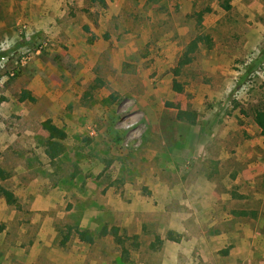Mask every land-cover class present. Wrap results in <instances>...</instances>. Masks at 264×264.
<instances>
[{
    "label": "rangeland",
    "instance_id": "obj_1",
    "mask_svg": "<svg viewBox=\"0 0 264 264\" xmlns=\"http://www.w3.org/2000/svg\"><path fill=\"white\" fill-rule=\"evenodd\" d=\"M178 1L56 0L58 28L45 32L20 18L19 0H0V136L17 132L28 143L16 155L0 149L10 173L0 184L18 199L0 196V264H162L172 247L154 249L150 235L141 244L125 238L127 255L97 232L93 243L74 230L61 243L68 227L83 230L86 182H128L144 194L160 182L183 192V184L248 169L249 195L264 192V135L254 120L264 108V0L248 10L240 6L247 0H229L226 12L218 0L215 8L198 0L187 14ZM197 35L211 42L198 41L179 66ZM25 90L35 101H19ZM178 108L196 111V122L177 119ZM46 119L67 132L54 162L44 152Z\"/></svg>",
    "mask_w": 264,
    "mask_h": 264
},
{
    "label": "crops",
    "instance_id": "obj_2",
    "mask_svg": "<svg viewBox=\"0 0 264 264\" xmlns=\"http://www.w3.org/2000/svg\"><path fill=\"white\" fill-rule=\"evenodd\" d=\"M209 1L211 8H215L217 0ZM57 2L19 0L20 18L45 32H53L58 28ZM178 2L181 4L180 11L187 14L194 9L198 0ZM106 3L109 6L112 4L111 0H106ZM230 5L233 8L234 3L230 1ZM240 6L248 10L254 4L247 0ZM51 11L54 13L48 16ZM261 12L264 14V10ZM213 13L214 10H211L208 15ZM217 20L214 18L210 26L218 27ZM202 23L204 25L205 20ZM225 23L228 26L229 23ZM3 25L1 23L0 28ZM211 37L216 40L213 35ZM225 42L229 40L225 38ZM227 47L225 43L224 48ZM54 123L59 126V121L54 120ZM25 139L21 133L6 132L5 136H0V149L16 155L27 148ZM0 165L5 169V165ZM247 172L248 169L243 170L236 178L201 180L192 186L183 184L181 187L186 190H179L178 193L172 187L158 182L150 183L148 189L151 191L144 194L143 190H133L130 183L118 181L96 185L97 194L96 186L86 182L81 197L86 200L87 206L81 227L92 235L94 232L100 233L103 227H118L122 237L136 236L139 244L143 234L150 235L153 237L150 245L154 244V249L160 245L165 250L172 247L169 253L165 251L166 259L162 264H264V192L253 190L252 195H249V184L254 187L256 183L246 180ZM176 200L177 207L173 208L172 204ZM144 214L153 215L162 222L153 219L156 224L150 220L144 223ZM133 228L137 229L132 231ZM169 235L176 240H170ZM101 237L114 241L110 233Z\"/></svg>",
    "mask_w": 264,
    "mask_h": 264
},
{
    "label": "trees",
    "instance_id": "obj_3",
    "mask_svg": "<svg viewBox=\"0 0 264 264\" xmlns=\"http://www.w3.org/2000/svg\"><path fill=\"white\" fill-rule=\"evenodd\" d=\"M91 1L98 3L99 5H101L103 7H107L106 0H91ZM218 1L222 2L220 4H221V7L223 9H225L227 11L231 9V5L229 3V0H218ZM205 11L209 12V11H211V8L207 7V9ZM202 16H203V14L201 12H198L196 14L197 23L199 26L202 23ZM85 29L88 30L87 27H85ZM202 39H204L208 42H211V38L209 36L197 35V37L195 39H192L189 42L187 49H186L185 53L183 54V57L179 61V66H183V65L191 62L192 57L190 54L193 53L197 49V43H198V41H200ZM92 41H93V38H92L91 42ZM174 90L181 91L180 85L174 83ZM24 100H29L30 102H32V101H35V98L33 97V95L29 91L25 90L19 96V101H24ZM176 117L179 120H184V121H187L191 124H194L196 122V119H197V112L194 110H190V109L178 108L177 113H176ZM254 120H255L256 124L258 125V127L260 128L261 134L264 135V108L258 109L255 111ZM41 127L43 130H45L48 133V137H47L45 144H44L45 145L44 152H45L46 156L48 157V159L51 162H54L57 158H59L65 152L66 146L64 144V140L67 138V132L62 127L53 123V121L51 119H46V120L42 121ZM9 177H10V173L8 171H6L0 165V181L2 182L4 180L8 179ZM0 196L5 199L7 204L18 206V199L15 196V194L13 192L9 191L8 189H6L1 184H0ZM67 230H68L67 233L64 235L63 240L61 241L62 244H65V242L69 239V234L72 230L75 231V233L77 234L80 241L87 242V243H93V241H94V237L89 230H81L79 228L72 229L71 227H68ZM109 233L113 236L114 241L120 246L122 254L127 255L128 249L124 246L125 237H122L120 235L119 228L118 227H111L110 229H108L107 227H103L101 232H100V235L104 236V235L109 234ZM128 238H130V237H128ZM132 238H136V236H134ZM168 238L170 240H176L171 235H169Z\"/></svg>",
    "mask_w": 264,
    "mask_h": 264
},
{
    "label": "built area",
    "instance_id": "obj_4",
    "mask_svg": "<svg viewBox=\"0 0 264 264\" xmlns=\"http://www.w3.org/2000/svg\"><path fill=\"white\" fill-rule=\"evenodd\" d=\"M244 88V87H243Z\"/></svg>",
    "mask_w": 264,
    "mask_h": 264
}]
</instances>
